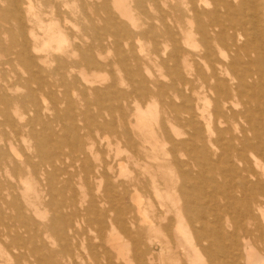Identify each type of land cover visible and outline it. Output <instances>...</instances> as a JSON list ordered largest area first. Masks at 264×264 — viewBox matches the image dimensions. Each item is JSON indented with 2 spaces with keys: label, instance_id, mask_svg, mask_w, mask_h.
I'll use <instances>...</instances> for the list:
<instances>
[{
  "label": "bare ground",
  "instance_id": "bare-ground-1",
  "mask_svg": "<svg viewBox=\"0 0 264 264\" xmlns=\"http://www.w3.org/2000/svg\"><path fill=\"white\" fill-rule=\"evenodd\" d=\"M262 81L264 0H0V264H264Z\"/></svg>",
  "mask_w": 264,
  "mask_h": 264
},
{
  "label": "rangeland",
  "instance_id": "rangeland-1",
  "mask_svg": "<svg viewBox=\"0 0 264 264\" xmlns=\"http://www.w3.org/2000/svg\"><path fill=\"white\" fill-rule=\"evenodd\" d=\"M32 2H33V4H38L40 1H43V0H31ZM50 3V4H49ZM51 7V1H45V8H47V9H49ZM81 10V12H80V14H79V16L78 15H75V16H78L77 18H75V16H71V14L69 13V12H71V10H69V11H63V10H61V11H59L58 13H59V15L60 16H62V15H65V16H67V18L69 19V20H71L70 22H68V23H73L72 25L71 24H66L67 25V27H69L68 28V31H71L70 33H72L73 35H75L76 34V32H77V36H78V33L82 36V29H81V26H80V24H82L81 22L83 21L84 22V19L82 18L83 16V13L84 12H86L85 14H87V10L86 9H80ZM111 10H112V13L115 15V16H119V15H117V12H116V10L115 9H112L111 8ZM79 12H77V13H79ZM81 16V17H80ZM142 17V16H141ZM79 19L80 20V23H79V20L77 21V20ZM75 20V21H74ZM82 20V21H81ZM118 20H120V18L118 17ZM121 22H124L122 19L120 20ZM76 22V23H75ZM100 24H103V23H101V22H99ZM98 23V24H99ZM74 24H76V26H78L77 28H76V26L74 27ZM99 24V25H100ZM68 25H70L71 27L73 26L74 28H76L75 30H73V27L71 28L70 26H68ZM78 29V30H77ZM80 29V30H79ZM73 30V31H72ZM74 31H75V33H74ZM84 32V31H83ZM111 34V33H110ZM108 34V35H105L104 37H107L108 36V38L109 39H111V38H113V34ZM79 37V36H78ZM243 40V39H242ZM242 40L240 41V42H242ZM142 42H144V40H142ZM135 45H137V47L139 46V43H136ZM145 45V46H144ZM146 45H147V43H144L143 44V46L144 47H146ZM148 47H150L149 45H148ZM147 47V48H148ZM107 49H110V50H108V51H110V52H108L107 51ZM105 51V52H104ZM229 52V51H228ZM101 54H102V60L103 61H105V62H110L111 60H114L115 59V53H114V48L111 46V47H104L103 49H102V52H101ZM104 55V56H103ZM108 56V57H107ZM112 56V57H111ZM112 62V61H111ZM116 68V69H115ZM109 69V70H108ZM106 73V74H103V73ZM113 73H117V66H110V67H103L101 70H99V72H97L96 74L94 73L93 75L94 76H91V78H94L95 76H97V77H99L101 74H103L104 76L106 75V78L110 81V78L112 77V74ZM98 74V75H97ZM100 74V75H99ZM101 76V77H104V76ZM32 86L35 88L36 86H35V84H32ZM262 87L264 88V81H262ZM241 101V99H238V102H240ZM115 102V103H114ZM113 102V104H112V106L114 105H122L121 103H123V104H125L126 106V109H123V114H125L127 117H129L130 115H132L133 114V111H134V109H133V106H131V105H129V104H127L125 101L124 102H121V101H114ZM47 104L48 105H51V103H50V99H48L47 100ZM129 106V107H128ZM118 110H116L115 109V111H113V113H112V115L113 116H115V118L118 120L119 119V117L118 116H120V112H119V114H118V112H117ZM119 121H120V119H119ZM23 152H25V150H24V148H23ZM130 170H132L133 172H137V171H139L140 170V168L138 167V168H136L135 166H130ZM127 198V197H126ZM127 204H129V200H128V198H127Z\"/></svg>",
  "mask_w": 264,
  "mask_h": 264
}]
</instances>
